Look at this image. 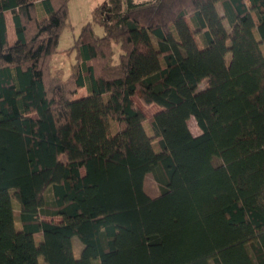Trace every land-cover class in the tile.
Here are the masks:
<instances>
[{
  "label": "trees",
  "instance_id": "16d2710c",
  "mask_svg": "<svg viewBox=\"0 0 264 264\" xmlns=\"http://www.w3.org/2000/svg\"><path fill=\"white\" fill-rule=\"evenodd\" d=\"M68 2L0 0V264H264V0H105L65 76Z\"/></svg>",
  "mask_w": 264,
  "mask_h": 264
},
{
  "label": "rangeland",
  "instance_id": "374dc122",
  "mask_svg": "<svg viewBox=\"0 0 264 264\" xmlns=\"http://www.w3.org/2000/svg\"><path fill=\"white\" fill-rule=\"evenodd\" d=\"M105 0H69L68 2V9H69V17H68V23L63 28L59 45H58V52L53 56L52 59V70L53 72L58 70L59 68H62L63 73L65 76H68L70 72L72 71V64L74 63L76 59V54L74 51L71 50L72 46L75 43V40L81 33L82 27L87 23L91 22L96 33L98 35H103L105 30L104 27L94 20V10L96 6ZM9 37L15 36L14 33V27H10V31L8 30ZM169 42L171 44L172 50L175 53L177 57L182 56L181 49L177 46L175 43L173 37L171 36V33L168 32ZM206 82H202L200 85V88L205 87ZM87 90L86 88H83L79 91L77 94V97H80L84 94H86ZM136 100L138 104L142 107V109L145 111L147 117H151L154 112L160 108L159 105L153 104L151 106H144L139 98L136 96ZM104 102V96H100V103L103 104ZM189 126L193 134L198 135L201 133V129L198 126L196 120L194 118H191L189 121ZM111 131L110 134L112 135L114 124H110ZM216 163H220V159H215ZM145 191L152 197H156L160 195V188L157 185L156 180L154 179V176L150 173L145 178ZM13 206L16 209V214L18 216V206L19 201L14 199L13 200ZM45 219L52 220L53 218H50L48 216H44ZM55 220H59V218H55ZM18 225V223H17ZM74 246H75V253L77 256L80 255L81 249L83 247V244L81 240L75 236L73 238ZM244 251V248H242ZM41 261L44 263V259L41 258Z\"/></svg>",
  "mask_w": 264,
  "mask_h": 264
},
{
  "label": "crops",
  "instance_id": "0c3cea01",
  "mask_svg": "<svg viewBox=\"0 0 264 264\" xmlns=\"http://www.w3.org/2000/svg\"><path fill=\"white\" fill-rule=\"evenodd\" d=\"M6 17H7V26H8V30L10 31V27L13 26V21H12V16L10 11L6 12ZM10 41L13 42L15 39V36L13 35L12 37H9Z\"/></svg>",
  "mask_w": 264,
  "mask_h": 264
}]
</instances>
